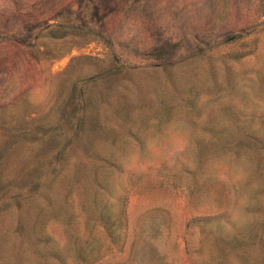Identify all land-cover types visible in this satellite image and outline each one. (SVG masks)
<instances>
[{"label": "rangeland", "instance_id": "obj_1", "mask_svg": "<svg viewBox=\"0 0 264 264\" xmlns=\"http://www.w3.org/2000/svg\"><path fill=\"white\" fill-rule=\"evenodd\" d=\"M0 264H264V0H0Z\"/></svg>", "mask_w": 264, "mask_h": 264}]
</instances>
